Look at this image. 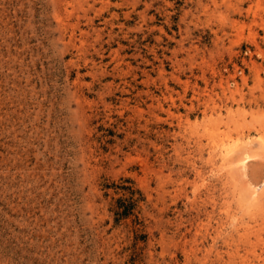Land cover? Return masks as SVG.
<instances>
[{
    "label": "rangeland",
    "instance_id": "374dc122",
    "mask_svg": "<svg viewBox=\"0 0 264 264\" xmlns=\"http://www.w3.org/2000/svg\"><path fill=\"white\" fill-rule=\"evenodd\" d=\"M0 264H264V0H0Z\"/></svg>",
    "mask_w": 264,
    "mask_h": 264
},
{
    "label": "bare ground",
    "instance_id": "6f19581e",
    "mask_svg": "<svg viewBox=\"0 0 264 264\" xmlns=\"http://www.w3.org/2000/svg\"><path fill=\"white\" fill-rule=\"evenodd\" d=\"M63 9V8H62ZM59 14V13H58ZM247 144V143H246ZM239 147V145H235V147L234 148H228L227 150H226V154H225V156H232L235 152H238L237 151V148ZM243 147V146H242ZM251 149H252V147H251ZM240 150H241V148H240ZM242 151V150H241ZM240 153V156H241V158L239 159V161H237L236 163L239 165V167H241L243 170L245 169H247L248 168V165L250 164V162H252V160H254V159H256V158H254V156H252V155H250L251 153H249V152H239ZM236 155V154H235ZM260 155V154H259ZM254 158V159H253ZM236 161V160H235ZM234 165H236V164H234ZM237 165V166H238ZM232 166V165H231ZM242 171V170H241ZM244 174H246V173H244ZM249 194H250V197H251V199L254 201V200H258V198H259V191L258 190H252V191H250L249 192ZM249 196V195H248Z\"/></svg>",
    "mask_w": 264,
    "mask_h": 264
}]
</instances>
